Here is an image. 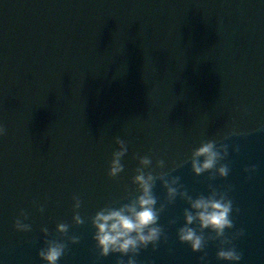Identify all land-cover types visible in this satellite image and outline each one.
Wrapping results in <instances>:
<instances>
[{
	"label": "water",
	"instance_id": "1",
	"mask_svg": "<svg viewBox=\"0 0 264 264\" xmlns=\"http://www.w3.org/2000/svg\"><path fill=\"white\" fill-rule=\"evenodd\" d=\"M0 123L2 264H42L45 235L67 240L58 221L80 237L58 264H115L120 253L99 254L89 218L135 194L145 154L193 196L230 186L225 231L244 228L233 240L241 260L218 258L217 239L205 245L207 264H264V0H0ZM117 136L128 151L109 176ZM206 139L228 143L227 176L192 171L191 151ZM153 191L166 198L159 180ZM186 206L177 195L162 210L167 238L142 248L140 264H203L176 235ZM21 209L30 230L14 227Z\"/></svg>",
	"mask_w": 264,
	"mask_h": 264
},
{
	"label": "clouds",
	"instance_id": "2",
	"mask_svg": "<svg viewBox=\"0 0 264 264\" xmlns=\"http://www.w3.org/2000/svg\"><path fill=\"white\" fill-rule=\"evenodd\" d=\"M5 132V127L0 123V135ZM236 133V130H233ZM231 134V133H230ZM118 145L112 151L109 161L108 175L116 176L124 168L121 158L128 151V145L124 139L117 136L115 138ZM239 146L233 145V151H238ZM228 154V143L226 141L217 142L214 139L201 140L191 151L190 166L195 174L208 171L210 180L219 176H227L229 173V164L222 162ZM139 164L135 174L131 177L136 185L135 194H129L126 202L119 203L118 206L106 204L98 208L90 216V223L94 228L92 238L100 255L120 253L116 257L115 264H140L136 259V254L142 248H146L150 243L153 249L158 245V241L167 234L164 232V226L159 223L160 213L166 206L172 203L179 195L188 202L184 207V222L176 228V235L180 241L187 242L193 251H201L198 257L203 264H207L205 245L209 240L219 241V247L216 250L218 258L231 262H239L242 253L233 244V240L244 232V228H237L232 233H226V228L231 229L234 225L232 217L233 200L228 195L230 186L218 188L212 183L208 184L209 191L201 192L196 196L191 195L182 184L179 183L178 175L170 174L171 169L163 170L165 161L157 159L156 164L162 170L153 172L151 169V157L149 155H140ZM183 163V161H181ZM256 168L255 164L245 165V171L249 172ZM157 180L165 188V199L158 203V197L153 188ZM74 209L72 219L76 224L85 222L79 209L81 199L79 195L73 194ZM37 207L43 210L44 205L38 204ZM236 211L239 208L236 207ZM28 213L23 209L20 215L14 219V227L19 230H30L31 224L26 222ZM176 218L170 217L168 223L174 224ZM56 231L61 236H66L67 240L49 237L45 235L44 245L38 249V256L42 258V264H58L59 258L64 254L67 241H78L77 234H69V224L64 221L56 223ZM205 229H208L205 232ZM41 231L45 234L49 232L47 226L42 225ZM126 257V258H125ZM2 264V262H0ZM149 264H152L149 261Z\"/></svg>",
	"mask_w": 264,
	"mask_h": 264
}]
</instances>
